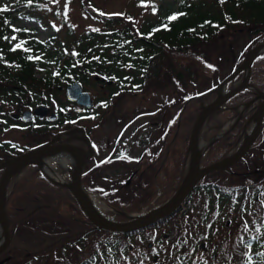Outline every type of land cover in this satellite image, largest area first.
<instances>
[{
    "label": "rangeland",
    "instance_id": "374dc122",
    "mask_svg": "<svg viewBox=\"0 0 264 264\" xmlns=\"http://www.w3.org/2000/svg\"><path fill=\"white\" fill-rule=\"evenodd\" d=\"M45 1L46 7L32 13L34 21H28L24 17L25 6L21 2L0 0V8L9 9L2 14L13 18L9 23L10 30L22 27L32 29L33 32H28L31 38L27 41L43 44L45 50L48 49V52L39 54L41 63L34 69L37 79L54 72V62L58 58L52 53L59 50L58 44L61 48H68L73 55L76 53L74 42L85 34L103 32L105 26L138 29L145 22L156 21L167 8L175 10L179 0ZM188 1L197 3V0ZM66 4L67 16L64 15ZM100 12L105 15H99ZM117 13L122 15H113ZM39 22L42 26H39ZM221 34V37L204 45L197 52L203 54L213 68L202 65L195 59L191 63L184 61L189 73L193 75L190 81L188 76H183L187 72L184 71L185 66L176 67V71L182 73L185 88L175 86V71H163L166 75L161 76L162 83L159 86L149 87L141 93L120 91L119 95L109 98L105 88L108 82L99 79L98 75H89L87 81L81 83L82 91L90 96L93 103L92 108L87 110L89 114L82 113L80 117L59 126L55 124L50 129L42 130L37 123L31 122L23 126L16 122L19 125H15L12 116H21L25 111H33L39 106L49 108L50 114L63 110V115L76 116L75 111L80 107L68 102L65 95L66 87L73 82L67 86L54 85L50 90H45L41 84L38 90L28 93L21 104L9 97L0 99V144H9L4 152L0 150V163L13 158L11 155L23 148H31V151L41 145L58 144L57 141L61 139L64 141L61 144H85L81 132L83 130L96 151L93 159L88 162L86 160L83 167V174H86L84 181L88 186L84 190L88 197L96 201L99 215L112 222L127 223L158 208L169 199V176L181 183L188 168L191 118L198 109L217 98L219 85L233 65L244 61L247 53L259 41L254 42L257 37L254 38L240 28ZM16 36L18 39L12 41V46L23 40ZM251 42L254 43L249 47ZM180 58V62H183L187 57ZM243 76L244 74L233 80L225 91L238 86ZM261 91H264V86ZM189 96L199 99L184 103ZM260 102L261 99H257L256 94L253 100L236 107L239 112L238 120L249 114L236 134L237 143L227 147L222 144L220 148L211 147L206 153L204 151L209 164L216 162L215 157L224 151L227 150L222 158L239 149L254 127V121L249 118ZM229 115L231 113H225V117ZM177 117L180 118L179 124L176 123ZM233 122H237V119L224 124L223 131ZM215 137L208 141L199 139V144H208ZM120 153H125V158L91 172L93 166L97 168L98 162L110 158L115 160ZM141 155H145L147 160L137 164L136 159ZM155 162L161 165L164 163L166 170H171L170 175L167 176L163 171L154 173L152 167H155ZM48 164L61 179L70 183L74 167L72 163L63 166L50 161ZM131 172L143 173L141 180H131L126 184ZM1 173L0 170V176ZM152 173L154 177H151ZM109 175L116 182L111 183ZM113 184V187L117 186V191L107 194V190L113 189L110 187ZM201 184L215 185L229 194L245 193L247 199H241L235 206L226 203L218 205V208L213 204L212 209L208 210V202L212 203L215 197L209 200L205 192L198 190L184 205L183 211L176 213L167 222L152 225L125 238L120 234L97 229L73 202L59 210L45 209L19 224L11 236L8 249L0 255V264H204V261L207 264H241L249 253L256 254L253 258L260 264L264 260V247L258 249L255 245L249 248L240 243V237L243 236L246 241L259 237L255 239L257 243L264 241V227H261L259 233L255 231L264 220V207H261V201H264V195H261L264 193V129L250 152L240 162L226 170L207 175ZM233 188L235 192H230ZM158 193H164L163 198ZM103 196L107 201L102 199ZM241 206L247 208L251 215L244 213L242 219ZM244 220L249 222L248 232L240 230ZM209 224L212 225L211 228L207 227ZM177 241L181 242L180 246L174 248ZM114 242L119 245L111 249ZM201 244H205V247L200 248Z\"/></svg>",
    "mask_w": 264,
    "mask_h": 264
},
{
    "label": "trees",
    "instance_id": "16d2710c",
    "mask_svg": "<svg viewBox=\"0 0 264 264\" xmlns=\"http://www.w3.org/2000/svg\"><path fill=\"white\" fill-rule=\"evenodd\" d=\"M20 2L25 6L24 17L27 20H33L34 16H32V13L46 7L45 0H33L31 5L27 3V0H20ZM177 5L178 7L175 10L167 8V10L160 13L156 21L145 22L140 28L135 30H131L126 26L119 29L105 26L106 28H104L103 32L87 33L74 42L77 55H72L68 48H61V45L58 44L59 50L56 52L54 50L52 55L58 58L54 62L56 65L54 72H58L59 75H53L54 72H52L49 76L42 79H37L34 76V69L40 65V60H29L27 57L29 55L33 57L39 56L40 53L48 52V49L46 51L43 44L27 41L28 38H31L29 33L30 31L33 32L32 29L22 27L19 28L21 31L14 33L9 27V23L13 21V18L7 14L0 13V99L5 100L9 97L11 98L10 100H15L21 104L23 99L27 97V94L38 90L41 84L45 90H50L54 85L67 86V84L74 81L82 83L83 81H87L86 79L89 75L94 74L98 75L99 77H97L102 81L108 82L105 88L108 91L109 98L120 91L127 90L141 93L147 91L149 87L159 86L161 76L166 75L163 74V71L165 73L175 71L176 76L173 78L175 86L185 88L183 76H188L191 81L193 75L189 73V69L185 66L184 61L191 63L195 59L200 64L213 68L208 64L207 58L197 52L204 45L212 43L221 37L222 32L231 33L234 28H240L250 33L254 38L257 37L254 42L259 41L255 46L264 43V0H197V3L179 0ZM173 15L177 18L174 21L169 20L168 18ZM114 23L117 24L116 19H114ZM39 25L42 26V23L39 22ZM23 29H27V31H23ZM12 35H18L23 40H26L25 47H31L32 51L30 53L24 52L23 49L11 51L12 43H9L4 37L10 38ZM253 43L251 42L249 47ZM180 57L187 58L183 62H180ZM242 63L243 60L237 64L235 63L225 77L236 70ZM47 65L49 66V64ZM182 65L185 66L184 71H187L184 72L183 76L182 73L176 71V67ZM240 75H243V73H240L236 78ZM249 83L259 91L263 89L264 54L258 56L253 61ZM134 85H138L139 87L133 88ZM256 94L253 90H244L230 98L222 109L209 115L200 130L199 139L208 141L210 138L220 134L222 136L211 143L205 150V153L211 147L220 148L219 146L222 144L225 147L229 145L234 146L237 143L236 134L240 131L241 125L247 120L249 114L238 120L239 112L236 107L253 100ZM187 98L184 103L199 99L198 97L190 96ZM231 103L232 105H230ZM200 111L201 108L191 118V127ZM60 112L64 111L62 110L57 113L58 120L54 123L50 124L49 122L41 121L38 126H41L42 130H46L53 128L55 124L59 126L63 122L76 119V116L64 115V117H61ZM225 113H231V115L225 117ZM178 117L176 119L177 124L180 123V118ZM234 119H237V122H233L224 132L223 125L234 121ZM13 124H16V122L13 121ZM263 129L264 124L262 126ZM17 152L12 154L11 157L22 153V151ZM226 152L227 150L221 155L216 156L215 160H221ZM205 153L200 159L201 165L204 166L209 165ZM140 158H142V161H136L137 164L144 163L147 160L145 159V155H142ZM155 163V167H152L154 173L159 174L160 171H163L167 176L170 175L171 170L168 169L169 171H167L164 163L163 165L159 162ZM156 176L157 178L159 177L157 174ZM85 177L86 174L81 176V182L84 189H88L86 180L84 181ZM168 183V198H170L176 192L180 183H177L176 179H172L170 176ZM12 184L13 188H11ZM198 190L205 192L209 200L213 196L215 197L212 203L211 201L208 202L210 207L213 204L218 207V205L222 204L223 206L226 203H231V205L235 206L240 203L241 199L244 200L247 197L245 193L229 194L222 192L217 186L202 185L200 181L189 198L183 203V207ZM234 190L235 188L230 190V192ZM7 192L8 197L5 209L10 238L19 224L38 215L42 210H59L61 207H67L72 202L77 205L70 192L62 186L51 183L41 174L36 165L27 166L17 172L9 181ZM154 193L157 194L156 192ZM158 195L163 198L164 193H158ZM102 199L107 201L104 196ZM210 207H207V209L211 210L212 207ZM171 217L158 222L157 225L167 222ZM140 231L120 235L125 238ZM249 241L252 247L255 245L258 246V249L261 246L264 247V241L257 243L253 238L249 239ZM118 245V242H114L110 248L115 249ZM115 251L112 252L115 253ZM253 255L255 256L256 254L249 253L241 264L259 262L253 258Z\"/></svg>",
    "mask_w": 264,
    "mask_h": 264
},
{
    "label": "water",
    "instance_id": "95a60500",
    "mask_svg": "<svg viewBox=\"0 0 264 264\" xmlns=\"http://www.w3.org/2000/svg\"><path fill=\"white\" fill-rule=\"evenodd\" d=\"M262 54H264V43L252 48L247 53L243 63L221 82L219 88H222L221 90L225 91L227 84L235 77H237L240 73L244 74L242 82L228 92H225L223 94L218 92L217 98L211 103L204 106L199 112L192 125L189 136L188 168L176 192L163 205L143 215L140 218H136L131 222L117 223L109 221L100 216L96 209L90 204V201L87 198L88 195L84 191L81 182V176L83 173L84 164L86 160H88L92 156L93 151L90 145V140L85 137V132L83 130H81V132L86 138L89 154L87 153L86 149L71 144H45L25 154L15 156L0 163V170H2L0 176V255L8 249L11 239L5 209V203L8 197L7 187L10 179L17 172L30 165H36L40 169L42 175L53 184L66 188L75 199L83 215L99 230L116 234H130L155 225L158 222L178 213L182 209L185 200L189 198L191 193L195 190L199 182L204 177L218 171L226 170L230 166L240 162L256 142L257 138L260 136L264 123V91L255 89L249 83V78L253 61L255 60V58ZM247 89L254 90L257 93V99H261V102L257 106L256 110L249 118L254 121V127L235 153L209 165L202 166L200 163V159L204 151L209 144L213 143L215 140L221 137V135H218L210 140L208 144L201 145L202 149H197V145L199 144V133L204 126L207 118L213 112L222 109L225 103L230 98ZM65 93L66 99L69 102L75 103L80 107L75 111V113H80L83 111V109L92 108L91 98L87 93L82 91V86L80 85V83L75 82L69 85L68 87H66ZM20 117L23 122H29L33 117H36L38 119L47 118L48 121H54L56 119V115L50 114L49 108L44 106H39L33 111H25L21 114ZM12 118L18 119L19 115H13ZM54 154H67L74 160V167L71 173L70 183L58 182L47 175L42 169L41 161L49 155ZM204 247L205 244L200 245V248Z\"/></svg>",
    "mask_w": 264,
    "mask_h": 264
},
{
    "label": "snow or ice",
    "instance_id": "6c2138e0",
    "mask_svg": "<svg viewBox=\"0 0 264 264\" xmlns=\"http://www.w3.org/2000/svg\"><path fill=\"white\" fill-rule=\"evenodd\" d=\"M17 2L19 3L20 0H17ZM82 2H83V0H82ZM27 3L29 5H31L33 3V0H27ZM8 11H9V9L7 7L0 8V13H5V12H8ZM67 13H68V7H67V4H66L65 8H64V15L67 16ZM99 15L103 16V15H105V13L100 12ZM113 15H122V14L117 13V14H113ZM176 18L177 17L175 15H173V16H170L168 19L174 21ZM5 23H7V21H5ZM53 27H55V25ZM92 30L93 31H99V29H92ZM12 31L15 33V32L21 31V29L13 28ZM23 31H27V29H23ZM4 39L7 40L9 43H12V41H17L18 38H17L16 35H12L10 38L9 37H4ZM26 43H27V41H25V40H19V42L15 43L10 50L14 52L17 49H23L24 52L30 53L32 51V49H31V47H25ZM73 55H77V53H73ZM27 58L29 60H33V59L39 60L40 59L39 56L33 57L32 55H29ZM94 59H96V58L94 57ZM129 67H131V65H129ZM53 75H59V73L58 72H54ZM138 87H139L138 85H134L133 86V88H138ZM114 95H119V93H115ZM104 106L106 107L107 104H104ZM119 158H121V159L125 158V153H120ZM100 191H103V190L101 189ZM261 195H264V193H261ZM245 199H247V197H245ZM205 207H207V204H205ZM261 207H264V201H261ZM241 213H242V217H241L242 219H243V214L244 213H247L248 215H251V212L248 211V209L243 207V206L241 207ZM217 215H218V213H217ZM252 223L255 224V221H253ZM207 227L211 228L212 225L209 224V225H207ZM261 227H264V220L261 221V225L260 226H257L255 228V231L257 233H259L261 231ZM240 230L242 232H248L249 231V222L247 220H244V223L240 226ZM206 238L207 237H205V239ZM253 239H259V237H253ZM180 243H181L180 241H177V243L175 245H173V247L174 248L175 247H179ZM185 243H186V241H185ZM240 243L246 244V246L249 247V248L252 247L251 242L250 241H246L243 236L240 237ZM153 252H154V254H156V250L155 249H153ZM177 259L179 260L180 258L177 257ZM194 264H195V262H194ZM204 264H207V261H204ZM260 264H264V260H262L260 262Z\"/></svg>",
    "mask_w": 264,
    "mask_h": 264
},
{
    "label": "flooded vegetation",
    "instance_id": "af4514ba",
    "mask_svg": "<svg viewBox=\"0 0 264 264\" xmlns=\"http://www.w3.org/2000/svg\"><path fill=\"white\" fill-rule=\"evenodd\" d=\"M16 120H18L17 122L19 123L20 122V119H16ZM56 120H58V117L56 118ZM55 120V121H56ZM41 121H44V122H48L47 120H45V119H42V120H33V124H40L41 123ZM54 122V121H53ZM74 138V137H73ZM74 140H75V138H74ZM58 142V144H61V143H63L64 141H62V139H61V141H57ZM66 143H69V144H71V145H75V146H78L79 144L78 143H75V144H72L71 142H66ZM91 146H92V143H91ZM6 147H8L9 148V144L7 145V144H0V150L1 151H5V149H7ZM14 147V146H13ZM79 147H82V148H84V149H86V151H87V153L89 154V149H88V146H87V144H86V142H85V144L84 143H81L80 145H79ZM15 148V147H14ZM13 148V149H14ZM30 149L31 148H23V149H21V151H22V153L21 154H24V153H27L28 151H30ZM92 151H93V154H92V156L87 160V162L89 161V160H92L93 159V157H94V155L96 154V151H95V149H94V147L92 146ZM21 154H19V155H21ZM142 156V155H141ZM140 156V157H141ZM138 158V159H136L137 161H142V158ZM120 158H119V156H116V159L114 160V158H110L109 160H107V159H105L104 160V162H102V161H100V162H98L97 164H96V166H97V168H95L94 166H93V170H91V172L92 171H94V170H97V169H100V168H103L104 166H110V165H112V163L113 162H115V161H117V160H119ZM120 161V160H119ZM103 163V164H102ZM118 163V162H117ZM142 174L143 173H141V174H139L138 172H131V173H129V177H127V181H126V184H129L130 182L129 181H131V180H134V181H137V180H141V177H142ZM88 175V174H87ZM106 177V176H105ZM151 177H154V175H153V173H152V176ZM108 178H109V181H111V183H113V177L111 176V175H109L108 176ZM105 181V184H106V179L104 180ZM114 182H116V181H114ZM129 182V183H128ZM115 184H113V185H110V187L112 188L113 186H114ZM108 189V188H107ZM106 188H105V190H107ZM108 191V193L107 194H113V193H115L116 191H117V186L116 187H113V189H109V190H107Z\"/></svg>",
    "mask_w": 264,
    "mask_h": 264
},
{
    "label": "bare ground",
    "instance_id": "6f19581e",
    "mask_svg": "<svg viewBox=\"0 0 264 264\" xmlns=\"http://www.w3.org/2000/svg\"><path fill=\"white\" fill-rule=\"evenodd\" d=\"M231 82V81H230ZM222 89V88H221ZM219 89V93L223 94L226 91ZM202 146L200 144L197 145V149L200 150ZM50 161H55L63 166H65L68 163H74V160L67 154H54V155H49L45 159L41 161L42 169L44 172L49 175L52 179L66 183L63 179H61L51 168V166L48 164ZM11 180V179H10ZM87 198L90 201V204L96 209V201L94 199H91L90 197L87 196ZM0 243H1V235H0Z\"/></svg>",
    "mask_w": 264,
    "mask_h": 264
}]
</instances>
